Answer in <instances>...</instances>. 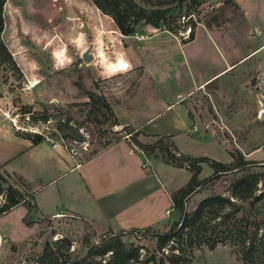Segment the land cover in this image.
I'll list each match as a JSON object with an SVG mask.
<instances>
[{"label": "rangeland", "instance_id": "374dc122", "mask_svg": "<svg viewBox=\"0 0 264 264\" xmlns=\"http://www.w3.org/2000/svg\"><path fill=\"white\" fill-rule=\"evenodd\" d=\"M132 2L146 10L168 8V14L174 18L190 14L193 31L204 26L221 44L232 48L235 58L264 41V0H241L240 3L254 35L234 1L201 0L195 7L179 5L174 0ZM2 21L0 43L10 54L14 68L0 61V127H8V121L22 136L42 134L44 141L58 142L68 149L75 162L82 161L106 143L123 139L126 136L121 129L123 121L139 126L137 130L144 132L157 130L156 125L146 122L151 114L157 113L156 107L148 106L149 103H155L157 98L173 102L175 94L183 90L186 77L181 70L179 79L174 76L164 83L157 80L154 86L145 84L144 73L151 74L150 70L156 65L145 47L167 36L161 34L145 42L131 37L122 39L112 19L91 0H5ZM163 29L161 24L154 29L140 22L131 36H149L152 31L164 32ZM168 39L173 55L175 48L171 38ZM86 49L92 59L84 62L81 55ZM253 55L231 77L228 73L186 98L190 106L188 118H195L197 128L203 127L205 135L198 134L194 142L178 140L177 145L190 157L229 163L240 155L245 161L253 162L251 169L259 173L263 181L257 184V193L264 194V113L260 104L264 101V48ZM131 57L141 61L146 70L141 79L138 69L130 66ZM139 80L141 84L136 93ZM83 92L102 96L119 125L109 127L97 112L86 115L88 100ZM26 109L30 110L29 114L25 113ZM175 111L183 113L180 106L174 107ZM161 119L163 117L157 121ZM137 140L144 144L154 141L140 135ZM147 160L153 165H166L155 152ZM175 169L187 171H176L172 175L176 186H182L190 175L189 170ZM211 174L206 164H200L198 180ZM7 180L13 183L10 176ZM225 184L223 178L203 184L199 191L191 194L184 211H189L194 202L211 191L220 193ZM2 198L0 194V202ZM262 202L264 206V198ZM178 216L177 212H170L168 223ZM34 227L35 233L30 235L31 227L21 224L18 210L0 219V264H34L44 243L56 247L54 243L62 239L70 241L68 251H73V255L67 259L74 262L75 258L86 254L83 240L95 243L102 236L119 231L112 228L99 231L82 218L68 214L54 218L42 216L34 222ZM138 235L140 232L126 231L122 236L133 240ZM194 259L193 264H249L242 262L237 249L228 245H218L212 251L201 248L194 251Z\"/></svg>", "mask_w": 264, "mask_h": 264}, {"label": "crops", "instance_id": "0c3cea01", "mask_svg": "<svg viewBox=\"0 0 264 264\" xmlns=\"http://www.w3.org/2000/svg\"><path fill=\"white\" fill-rule=\"evenodd\" d=\"M233 1L253 33L241 0ZM255 33H258L257 29ZM161 34L171 38L175 54H170L168 38L157 39L145 47L146 52L152 55V61L156 62L153 70H150L151 74H147L141 61L132 57L130 66L138 69L140 79L146 72L145 84L149 86H154L157 80L162 83L174 76L179 79L180 70L184 72L186 81L183 78V90L175 94L173 102L157 98L155 103H149L148 106L156 107L157 113L151 114L146 122L156 125L157 130L139 131L153 140L170 137L178 151L184 154L177 145L178 140L194 142L198 134L201 133V137L205 135L203 127L197 128L195 118H188L190 106L185 102L186 98L223 79L228 73H231V77L237 68L243 67L255 56V51L264 48V41L237 58L233 56L232 48L221 44L204 26L195 28L192 40L184 44H179L168 33L156 31L150 32L141 42ZM121 37L124 39V36ZM142 57L145 58V55ZM140 84L139 80L136 93ZM176 106H180L183 113L174 112ZM160 117L163 119L157 121ZM7 123L8 127H0V167L11 177L12 185L33 205L34 222L42 216L54 218L59 214H68L82 218L99 231L106 228L124 231L152 228L163 231L167 226L169 220L164 213L173 212L169 194L181 187L176 186L172 175L184 170L168 165H153L126 139L110 144L87 160L74 162L60 143L43 141L32 145ZM123 124L130 125L134 130L139 127L127 121H123ZM191 132L195 134L191 135ZM14 210L19 211L20 220L26 213L23 206H17L8 213ZM8 213L0 216V219ZM1 228L4 229V226ZM30 230V235L35 233L34 224Z\"/></svg>", "mask_w": 264, "mask_h": 264}, {"label": "trees", "instance_id": "16d2710c", "mask_svg": "<svg viewBox=\"0 0 264 264\" xmlns=\"http://www.w3.org/2000/svg\"><path fill=\"white\" fill-rule=\"evenodd\" d=\"M5 0H0V32L2 30V7ZM105 15L109 16L118 33L128 37L135 32V27L142 22L156 29L163 25L164 32L175 34L180 16L168 14L170 9H144L132 0H91ZM176 4L193 6L201 0H174ZM226 2L233 3L232 0ZM234 4V3H233ZM188 23H190L188 21ZM191 40L193 25H191ZM0 61L14 68L10 54L0 43ZM87 98L86 115L94 112L107 122L109 127L119 125L102 96L92 92H83ZM30 113L29 109L25 110ZM128 141L142 152L148 159L154 152L163 159V163L175 168L185 167L189 171L187 182L169 194L171 210L178 213V219L167 224L163 231L152 228L132 229L128 233L140 232L136 239L124 237L126 231L119 230L116 234H108L99 238L98 242L90 243L85 239L82 244L86 249L83 257L70 261V241L62 239L55 242L56 247L44 243L40 256L34 264H193L194 251L204 248L212 251L218 245L235 247L242 262L264 264V206L262 192L257 193V184L262 183L261 175L251 169L253 162L245 161L242 156L233 157L229 163H220L206 157H190L182 154L175 147L170 137H157L152 143L144 144L137 136H144L139 130L123 124ZM32 145L44 141L42 134L23 135ZM118 141V140H116ZM115 141V142H116ZM114 143V142H113ZM112 143H106L99 150L91 151L82 161L95 155ZM200 164H206L212 174L198 180ZM223 178L226 182L220 193L211 191L207 196L194 202L189 211H184L191 194L199 191L203 184ZM8 175L0 167V216L17 206L26 209L21 223L26 227L34 224L32 220L33 205L26 197L8 182ZM37 236V235H36ZM130 240V241H126ZM145 242V243H142ZM14 246L11 247V250ZM68 260V261H67Z\"/></svg>", "mask_w": 264, "mask_h": 264}, {"label": "built area", "instance_id": "2783aa9c", "mask_svg": "<svg viewBox=\"0 0 264 264\" xmlns=\"http://www.w3.org/2000/svg\"><path fill=\"white\" fill-rule=\"evenodd\" d=\"M188 21H189V17H184V16H180L179 21H177V28H176L175 34H173V35L179 44H184V43L191 41V37H190L191 27H190V23H188ZM133 38L137 41H142V40L146 39L147 36H142V35L136 36V35H134ZM123 139H128V136L127 135L124 136ZM64 149L68 153L69 157L74 161L73 154L70 153L68 151V149H66L65 147H64ZM169 213H170V211H165L164 216L166 219L169 217Z\"/></svg>", "mask_w": 264, "mask_h": 264}, {"label": "water", "instance_id": "95a60500", "mask_svg": "<svg viewBox=\"0 0 264 264\" xmlns=\"http://www.w3.org/2000/svg\"><path fill=\"white\" fill-rule=\"evenodd\" d=\"M81 59L82 61L84 62H87V61H90L92 58H91V55L89 54V50L86 49L82 55H81ZM261 105L263 107V113H264V101L261 102ZM125 126L121 127V129H124Z\"/></svg>", "mask_w": 264, "mask_h": 264}, {"label": "bare ground", "instance_id": "6f19581e", "mask_svg": "<svg viewBox=\"0 0 264 264\" xmlns=\"http://www.w3.org/2000/svg\"><path fill=\"white\" fill-rule=\"evenodd\" d=\"M262 102V101H261ZM261 104V103H260ZM262 113H263V110H262ZM116 130H118V127H117V129Z\"/></svg>", "mask_w": 264, "mask_h": 264}]
</instances>
